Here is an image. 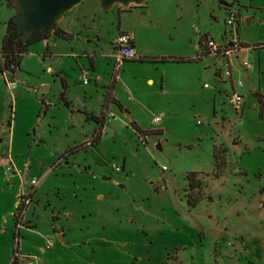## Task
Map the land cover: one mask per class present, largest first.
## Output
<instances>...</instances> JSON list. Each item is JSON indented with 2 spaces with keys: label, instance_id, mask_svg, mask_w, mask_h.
Instances as JSON below:
<instances>
[{
  "label": "rangeland",
  "instance_id": "1",
  "mask_svg": "<svg viewBox=\"0 0 264 264\" xmlns=\"http://www.w3.org/2000/svg\"><path fill=\"white\" fill-rule=\"evenodd\" d=\"M15 9L0 0V47ZM120 20L161 58L121 66L114 87ZM59 28L27 45L12 92L0 72V165L30 171L15 217L19 178L0 166V264H264V0H83ZM202 36L247 46L229 58L238 109L218 59H195Z\"/></svg>",
  "mask_w": 264,
  "mask_h": 264
},
{
  "label": "built area",
  "instance_id": "2",
  "mask_svg": "<svg viewBox=\"0 0 264 264\" xmlns=\"http://www.w3.org/2000/svg\"><path fill=\"white\" fill-rule=\"evenodd\" d=\"M234 18H235V13H231V16L227 19V23L232 26L234 23ZM204 44H205L207 53L211 54L212 56L218 59V66H219L218 76L219 77L223 76L228 79L230 83V87H231V94L230 96H228L229 101L234 108L238 109L242 103V94L240 91H237V89L242 88L243 84L240 80H238L237 87L234 86L229 58H230V55H232L233 53L239 52L242 48H246L247 46L242 45L239 41H236L233 38L231 40H227L224 43H217L212 38H206V41ZM112 46L115 50V53H114V58H115L114 68L116 70L115 72L119 70L121 63L124 60H133V59L138 58L136 48L133 45L132 36L129 33H125V32L119 33L113 39ZM223 62L225 63V68L222 70L221 63ZM242 65L245 69L251 68V64L246 60L242 62ZM80 78L84 84H87L89 82L88 69L81 70ZM6 86L10 90V92H12L17 86L16 78L6 79ZM204 86L207 87L206 84H204ZM104 116L105 114H103L102 119L105 120ZM107 119L109 120V117H107ZM160 120H161V116H155L152 119V122L154 124H157L160 122ZM5 169L7 172L15 173L17 177L19 178V189L17 193L16 206L20 208L19 215H18L20 216L21 211L23 210L24 206L27 205L30 201V196L26 195V192H25V184H26V181L28 180L27 173L29 170V166L25 165L23 168L16 167L13 164L11 157L8 156V162L5 165ZM118 169L119 168L116 167V170ZM7 179H9V177ZM30 183H31L30 193H33L35 191L34 185H36L37 181L32 179ZM29 264H39V263L37 261L35 262V261L30 260Z\"/></svg>",
  "mask_w": 264,
  "mask_h": 264
},
{
  "label": "water",
  "instance_id": "3",
  "mask_svg": "<svg viewBox=\"0 0 264 264\" xmlns=\"http://www.w3.org/2000/svg\"><path fill=\"white\" fill-rule=\"evenodd\" d=\"M10 1L16 7L13 21L14 30L19 33L17 39L26 44L37 30H43L44 33L57 32L63 15L83 0ZM144 2L145 0H99V5L101 10L108 11L114 4L128 8L130 5H141Z\"/></svg>",
  "mask_w": 264,
  "mask_h": 264
},
{
  "label": "trees",
  "instance_id": "4",
  "mask_svg": "<svg viewBox=\"0 0 264 264\" xmlns=\"http://www.w3.org/2000/svg\"><path fill=\"white\" fill-rule=\"evenodd\" d=\"M14 21L13 16L9 18L7 22V31L4 37L2 38L1 47H0V72L5 73L8 72L11 74L12 78H16L18 75L19 70V64H20V57L22 53L26 51V47L29 44H32L34 42L40 41L42 39H45L49 36L50 33H44L43 30H37L34 32L32 37L29 39V41L25 44L22 41H19L17 38L19 36V33H17L14 30ZM59 36L67 37L69 36L68 33L65 31L59 29L57 32H55ZM54 33V34H55ZM203 47H205V44H203ZM205 52L207 53V50L205 48ZM204 52V53H205ZM195 59H200V55L196 56ZM99 123H101L102 117L95 118ZM215 162L216 164H219V162H222V160L217 156V152H213ZM193 186V184H190ZM188 202L194 206L196 205L195 201ZM17 213L14 214L15 217H19V210L20 208L16 206ZM18 219V218H17Z\"/></svg>",
  "mask_w": 264,
  "mask_h": 264
},
{
  "label": "crops",
  "instance_id": "5",
  "mask_svg": "<svg viewBox=\"0 0 264 264\" xmlns=\"http://www.w3.org/2000/svg\"><path fill=\"white\" fill-rule=\"evenodd\" d=\"M159 1H164V0H159ZM171 1H173V0H171ZM98 2H99V0H98ZM145 2H146V0H145ZM144 2V3H145ZM143 3V4H144ZM134 6H136V5H132V6H129L127 9H130V8H132V7H134ZM137 6H140V5H137ZM124 8V7H123ZM119 11H120V9H119ZM119 16V18H121L120 17V15H118ZM121 23H122V21L120 20V21H118V23H117V25L115 26V29H114V31H109L110 32V43H111V45H112V41H113V39L119 34V33H121V32H125V33H129L131 36H132V39H133V45H134V47L135 48H137V41H136V39H135V35L133 34V30L132 29H129V28H122L121 27ZM112 25V24H111ZM127 25V24H126ZM64 31V30H63ZM66 32V31H65ZM67 33V32H66ZM206 38H210V37H207V36H202L201 37V40H200V44H201V50L200 51H198V53H197V55L196 56H198V55H200V58H202L204 55H209L208 53H206L205 52V47H203V44L205 43V41H206ZM112 48H113V46H112ZM114 49V48H113ZM205 52V53H204ZM149 57H141V56H138V58L137 59H133V60H124L122 63H121V65H120V68H121V66H124V65H126L127 63H143V62H145V61H143L144 59H148ZM159 58H161V57H157V59H152V58H150V59H148L149 61H146V62H149V63H152V64H160V62H158L157 60H159ZM141 59H143V60H141ZM150 60H152V61H150ZM154 60V61H153ZM160 60H162V59H160ZM114 62V61H113ZM90 65H91V67H93V61H92V59L90 58ZM120 68H119V70H120ZM82 70V69H81ZM117 71V74H116V77H115V84H114V87H115V85H116V83H117V80H118V78H120L121 77V74H120V71ZM161 73H162V71H161ZM215 75L217 76V77H219L218 76V71H216L215 72ZM80 76H81V74H80ZM18 78V75H17V77H16V79ZM90 80V79H89ZM82 81V80H81ZM147 84H150V83H152L153 82V80H152V78H147ZM163 81H164V75L162 74V76H161V78H160V82H161V88L163 89ZM83 83V82H82ZM89 83V82H88ZM87 83V84H88ZM84 84V83H83ZM87 84H84V85H87ZM110 98V97H109ZM108 97H107V99L105 100V103H104V105H103V110H105V112H107L108 114H110L109 113V107H108V99H109ZM112 98V100L113 101H115V102H117L118 100L115 98V97H111ZM110 98V99H111ZM117 100V101H116ZM119 104H121V102L119 101L118 102ZM46 107H47V105H43V110H45L46 109ZM103 114H105V113H102L101 114V117L103 118ZM104 117H106V116H104ZM103 121H104V119H103ZM135 123V122H134ZM136 124V123H135ZM137 125V124H136ZM137 126H139V125H137ZM8 156H10L9 154H8ZM8 156H6L7 157V159H5L4 161H3V164H2V166H1V168H2V174L5 176V174H4V168H5V165H6V163L8 162ZM11 160H12V162L14 163V161H13V158L11 157ZM16 166V165H15ZM17 167V166H16ZM19 168H23V167H19ZM29 172L30 171H28V175H29ZM17 181V175L15 174V173H11V175H10V177H9V179H7V182H10L11 183V187L12 188H14L15 187V185H16V182ZM27 185H25V187H26ZM14 263V262H13Z\"/></svg>",
  "mask_w": 264,
  "mask_h": 264
}]
</instances>
